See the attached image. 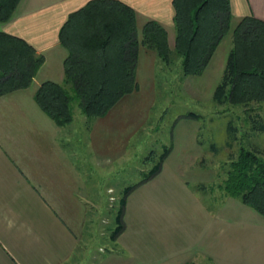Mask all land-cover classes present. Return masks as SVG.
<instances>
[{
  "label": "crops",
  "instance_id": "obj_1",
  "mask_svg": "<svg viewBox=\"0 0 264 264\" xmlns=\"http://www.w3.org/2000/svg\"><path fill=\"white\" fill-rule=\"evenodd\" d=\"M87 1L20 0L11 18L0 22V30L24 38L44 56L27 87L0 95V264H264V217L219 186L212 203L192 187L212 180L213 167L198 162L204 159L201 153L219 150L216 141L197 136L202 117L178 120L185 121L183 132L189 135L183 157L174 162L171 147L158 173L135 181L123 206V228L112 239L109 175L114 162L127 159L135 130L129 129L127 112L117 107L132 92L102 116L89 119L73 112L63 125L33 97L42 81L63 79L66 49L58 31ZM121 1L134 9L139 34L147 20H155L173 47L172 0ZM229 2L230 34L245 15L264 20V0ZM157 64L155 51L141 46L138 88L148 81L155 85ZM257 107L263 129L248 123L249 134L259 139L248 144L264 154V101ZM197 164L209 177H196Z\"/></svg>",
  "mask_w": 264,
  "mask_h": 264
},
{
  "label": "trees",
  "instance_id": "obj_2",
  "mask_svg": "<svg viewBox=\"0 0 264 264\" xmlns=\"http://www.w3.org/2000/svg\"><path fill=\"white\" fill-rule=\"evenodd\" d=\"M19 1L0 0V22L11 18ZM172 3L173 47L168 44L164 26L155 20H147L139 34L134 9L121 0H88L71 11L58 31L60 44L66 49L63 79L44 80L37 86L33 97L39 107L58 125L72 120L71 102L75 98L87 118L104 115L123 96L138 88L135 74L141 46L154 50L163 65H171L179 57L184 75L201 74L230 30V2L172 0ZM231 35V46L212 97L219 104L242 105L246 122L249 120L251 128L262 130V124H257L260 123L257 104L264 101V20L245 15L234 25ZM43 60V54L24 38L0 30V95L27 87ZM186 115L200 116L193 111ZM239 129L242 130L228 121L226 146L232 147L238 140ZM169 150V146L163 147L142 180L160 171ZM229 159L218 186L264 217V154L257 147L241 142L237 154ZM135 185L125 186L119 197L112 239L123 228V206ZM199 186L205 187L203 183Z\"/></svg>",
  "mask_w": 264,
  "mask_h": 264
},
{
  "label": "rangeland",
  "instance_id": "obj_3",
  "mask_svg": "<svg viewBox=\"0 0 264 264\" xmlns=\"http://www.w3.org/2000/svg\"><path fill=\"white\" fill-rule=\"evenodd\" d=\"M231 42L232 35L228 32L219 42L213 60L199 75H184L179 57L168 66L159 61L156 66L155 85H151L148 81L150 85L138 88L118 104V110L127 112L129 129L134 127L135 130L129 135L126 145L127 159L122 158L114 162L113 175H109L113 183L111 189L113 227L116 225L113 216L116 215L123 188L143 179L157 161L163 147L169 146L170 150L171 147L173 148L171 158L174 162H179L183 157L189 135L183 132L187 126L183 123L185 121L178 120L189 117L186 115L188 111L196 112L202 117L197 121L199 124L197 129L201 128L197 136L203 141L208 136L219 144L216 155L206 150L201 153L204 159L198 160V162L205 161L204 163L213 167L208 171V175L212 174V180L205 183V187H200V182L192 183V187L201 193L208 203L218 198L220 192L218 183L222 180L230 156L234 157L237 154L240 143H254L255 140H259L255 134H249L247 128L249 120L246 122L242 105L228 102L219 104L212 97L213 88L222 74ZM77 102L76 98L71 102L74 113L81 112ZM229 120L242 128L241 133L237 134L238 140L232 143V147L225 145ZM207 144H203L202 149ZM205 153L206 157L203 155ZM150 155L152 157H149ZM198 164L194 168L197 167L196 177L201 179L207 174L202 169V165L199 164L202 168H198ZM109 178L106 177V180Z\"/></svg>",
  "mask_w": 264,
  "mask_h": 264
}]
</instances>
